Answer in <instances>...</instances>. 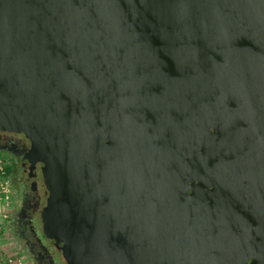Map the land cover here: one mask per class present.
<instances>
[{
	"label": "water",
	"instance_id": "water-1",
	"mask_svg": "<svg viewBox=\"0 0 264 264\" xmlns=\"http://www.w3.org/2000/svg\"><path fill=\"white\" fill-rule=\"evenodd\" d=\"M0 131L67 264H264V0H0Z\"/></svg>",
	"mask_w": 264,
	"mask_h": 264
},
{
	"label": "flooded vegetation",
	"instance_id": "flooded-vegetation-1",
	"mask_svg": "<svg viewBox=\"0 0 264 264\" xmlns=\"http://www.w3.org/2000/svg\"><path fill=\"white\" fill-rule=\"evenodd\" d=\"M0 154L10 158V188L20 200L13 219L16 238L33 264H67L55 242L45 233L42 213L48 192L30 141L21 134L0 131Z\"/></svg>",
	"mask_w": 264,
	"mask_h": 264
},
{
	"label": "rangeland",
	"instance_id": "rangeland-1",
	"mask_svg": "<svg viewBox=\"0 0 264 264\" xmlns=\"http://www.w3.org/2000/svg\"><path fill=\"white\" fill-rule=\"evenodd\" d=\"M10 158L8 155L0 154V184L8 191L7 195L13 199L12 211L10 214L9 225L5 233L0 234V264H33L28 256L26 249L16 238L13 219L20 206V200L15 196V191L10 188L11 176L8 175L7 169L10 167ZM0 185V190L3 189Z\"/></svg>",
	"mask_w": 264,
	"mask_h": 264
},
{
	"label": "crops",
	"instance_id": "crops-1",
	"mask_svg": "<svg viewBox=\"0 0 264 264\" xmlns=\"http://www.w3.org/2000/svg\"><path fill=\"white\" fill-rule=\"evenodd\" d=\"M3 186V184H0ZM0 190V234L5 233L9 225L10 214L12 211L13 199L7 195V190L2 187ZM1 256V254H0Z\"/></svg>",
	"mask_w": 264,
	"mask_h": 264
},
{
	"label": "trees",
	"instance_id": "trees-1",
	"mask_svg": "<svg viewBox=\"0 0 264 264\" xmlns=\"http://www.w3.org/2000/svg\"><path fill=\"white\" fill-rule=\"evenodd\" d=\"M7 172H8V175H10V174H11V169L8 168V169H7ZM10 264H12V263H10Z\"/></svg>",
	"mask_w": 264,
	"mask_h": 264
}]
</instances>
